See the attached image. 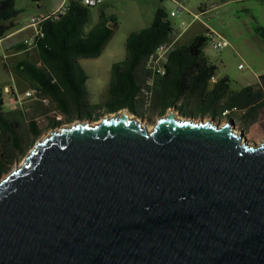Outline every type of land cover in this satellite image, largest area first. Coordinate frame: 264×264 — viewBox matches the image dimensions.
<instances>
[{
  "label": "water",
  "instance_id": "1",
  "mask_svg": "<svg viewBox=\"0 0 264 264\" xmlns=\"http://www.w3.org/2000/svg\"><path fill=\"white\" fill-rule=\"evenodd\" d=\"M205 117L51 128L0 176V264H264V139Z\"/></svg>",
  "mask_w": 264,
  "mask_h": 264
},
{
  "label": "trees",
  "instance_id": "2",
  "mask_svg": "<svg viewBox=\"0 0 264 264\" xmlns=\"http://www.w3.org/2000/svg\"><path fill=\"white\" fill-rule=\"evenodd\" d=\"M89 7L78 0H68L63 13L42 23L43 35L35 38L31 48L34 55L25 51L23 57L16 56L18 58L11 61L14 62L12 75L17 90L38 89L40 97H47L48 102L65 114L71 112V106L84 104L87 74L79 58L98 55L116 24L113 15L100 10L98 21L85 29ZM18 11L15 0H0V37L14 25L12 18ZM171 28L166 10L158 6L148 25L127 34L125 57L112 63L107 88L109 96L122 100V103L109 111L136 99L141 84L142 61L155 44L168 37ZM255 30L264 41V25H257ZM208 31L206 28L184 42L175 43L168 54L164 75L155 79L153 95H167L170 104L178 100L180 105L190 101L202 104L214 110V117H221V111L236 106L232 112H237L244 123L257 121L259 110L264 106V72L258 75L256 83L239 88L231 87L227 75L210 82L217 65L204 54V47L210 39ZM37 61L41 63L37 64ZM35 101L39 107L24 104L5 109L0 87V173L9 170L17 156L24 155L25 136L36 137L41 133L36 117L47 115L48 108L40 98ZM227 116L231 120V113ZM59 122L58 118L49 116L47 124L55 126Z\"/></svg>",
  "mask_w": 264,
  "mask_h": 264
},
{
  "label": "rangeland",
  "instance_id": "3",
  "mask_svg": "<svg viewBox=\"0 0 264 264\" xmlns=\"http://www.w3.org/2000/svg\"><path fill=\"white\" fill-rule=\"evenodd\" d=\"M17 1L23 8L14 18L18 23H26L30 16L28 9L35 6L38 0ZM158 6L163 7L171 23L183 31L177 42H184L207 27L228 41L227 44L216 48L213 46L212 39H208L204 47V54L217 65L214 75H227L233 88L254 84L258 81V75L264 72V41L256 33L255 27L259 24L264 25V0H100L96 4L90 5L89 19L85 24V29L90 28L98 21L100 10H104L108 15H113L116 24L111 37L98 55L79 58V63L87 74L84 104L79 107L71 106V112L65 114L48 102L49 100L43 102L44 106L48 108V113L36 117L41 133L36 137L30 135L24 137L23 146L26 147L24 155L33 146L36 139L43 137L51 128L72 121L76 122L80 118L96 120L104 114L114 112L109 110L121 105L122 100L112 99L107 91L112 63L125 57L127 34L131 30L148 25ZM171 10L175 11V15H170ZM181 20L185 22V25L179 26ZM27 51L32 56L34 55L31 48ZM6 54L7 57L0 61V87L4 99H8L9 96L5 87L11 88L14 84L12 75L14 62L11 61L18 58L16 57L18 55L13 54L12 50L7 51ZM240 62L244 64V67L238 66ZM23 90L24 88L18 91L21 93ZM35 99L22 97L19 105L32 104L33 107H39L36 106ZM150 102L151 96L146 101L142 98L123 103L124 107H129V110L143 113L150 109ZM151 107L150 113H153L154 106L151 104ZM175 109L181 115L196 117L212 115L214 111L210 107L193 101L182 105L178 103ZM232 111L234 109L221 111V117L214 118L224 122L229 118L227 114ZM49 116L58 118L61 122L55 126H49L47 124ZM155 116L154 114L150 120L149 127H152ZM231 120L235 127L243 129L245 135L250 139H255L258 142L264 139V106L260 108L258 119L253 123H244L237 112L231 113ZM24 155L17 156L11 163L10 169L19 164ZM9 170L0 173V176H4Z\"/></svg>",
  "mask_w": 264,
  "mask_h": 264
},
{
  "label": "built area",
  "instance_id": "4",
  "mask_svg": "<svg viewBox=\"0 0 264 264\" xmlns=\"http://www.w3.org/2000/svg\"><path fill=\"white\" fill-rule=\"evenodd\" d=\"M83 4H96L100 0H78ZM68 7V0L63 1L58 6L47 10L42 11L39 13H34L29 16V20L27 23V27L31 30L28 35L22 38V42L25 45V49L33 48L35 44V38L40 37L43 35L42 30V23L49 18H56L59 14L63 13ZM170 15H175V11L171 10ZM185 25V22L181 20L179 22V26ZM208 36L212 39L213 46L216 48H220L221 46L228 43V41L222 37L220 34L213 32L210 28ZM183 31L176 28L172 23V28L167 38L159 41L155 46L148 52L145 56L144 60L142 61V66L144 68V76L143 81L140 84L141 87V95H143L144 101L149 100V95L153 92V86L155 79L165 72V63L168 60V54L174 47L175 43L177 42L178 38L182 35ZM214 36L216 37L214 39ZM3 36L0 37V40ZM7 57L6 52L0 51V61ZM40 61H37V64H40ZM239 67H244L243 63L238 64ZM8 92V99L3 98V107L5 109L17 107L21 103V98H40L43 102H47V97H40L38 95V89H31L28 87L24 89L21 93L16 89V87L5 88ZM20 106V105H19ZM234 110H236V106H232Z\"/></svg>",
  "mask_w": 264,
  "mask_h": 264
},
{
  "label": "crops",
  "instance_id": "5",
  "mask_svg": "<svg viewBox=\"0 0 264 264\" xmlns=\"http://www.w3.org/2000/svg\"><path fill=\"white\" fill-rule=\"evenodd\" d=\"M65 0H48V1H43V0H38L35 4V6H31V8L28 9L29 14H34V13H39L42 11H47L50 10L56 6H58L60 3H62ZM46 2V3H45ZM15 7L19 9V11L21 10L22 5L15 0ZM18 11V12H19ZM14 25L5 33V35L3 36V38L1 39L0 42V51L1 52H7L9 50H12L13 54L18 55V57H23L25 51H27V49H25V45L23 44V42L21 41L22 38L26 35H28V33L30 32V28L27 27V23H18V21L15 20V18H12ZM209 28V27H207ZM143 76H144V68L143 66H141L140 68V77H141V83L143 81ZM217 77L220 76H216L213 75L210 78V82L214 81ZM12 87H15V83L12 85ZM7 88V87H5ZM157 88V86H156ZM155 89V86H153V91ZM164 96L166 99H164ZM164 96H157V95H151V102L153 103L154 106V112L153 114L156 115V117H158L157 115L161 114L162 112H166L167 110H169L170 108H173L175 110L177 103L175 104H170L168 102V96L164 94ZM135 98H140V100L143 98V96L141 95V87L139 86V91L137 92V95ZM150 99V96H149ZM179 103V100L177 101ZM176 112H178L177 110H175ZM232 113V112H231ZM212 116V115H209Z\"/></svg>",
  "mask_w": 264,
  "mask_h": 264
},
{
  "label": "flooded vegetation",
  "instance_id": "6",
  "mask_svg": "<svg viewBox=\"0 0 264 264\" xmlns=\"http://www.w3.org/2000/svg\"><path fill=\"white\" fill-rule=\"evenodd\" d=\"M136 99H138V98H136ZM149 104H150V109L147 112H143V113H141V112H133V114H135V115L138 114V118H141V121L142 122H146L147 123L146 125H148V126H149L150 120L152 119V117L154 115L153 113H150V110H152L151 104L153 105V103L150 102ZM119 108L125 109L124 105L122 107H119ZM119 108L117 110H119ZM126 109L129 110V107L128 108L126 107ZM111 113H113V112H111ZM164 113L165 112H162L161 114H159L157 116L159 117L160 115H162ZM156 118L157 117L155 116V120H156Z\"/></svg>",
  "mask_w": 264,
  "mask_h": 264
},
{
  "label": "bare ground",
  "instance_id": "7",
  "mask_svg": "<svg viewBox=\"0 0 264 264\" xmlns=\"http://www.w3.org/2000/svg\"><path fill=\"white\" fill-rule=\"evenodd\" d=\"M165 73V72H164ZM164 75V74H163ZM152 95V94H151ZM151 95H149V96H151ZM143 96V95H142ZM231 108H233V107H231ZM207 117H204V119H206ZM147 126V128H151V127H149L148 125H146ZM16 165H19V164H16Z\"/></svg>",
  "mask_w": 264,
  "mask_h": 264
}]
</instances>
